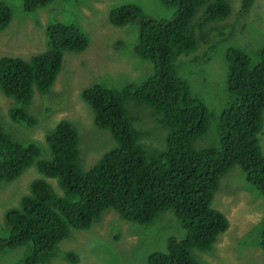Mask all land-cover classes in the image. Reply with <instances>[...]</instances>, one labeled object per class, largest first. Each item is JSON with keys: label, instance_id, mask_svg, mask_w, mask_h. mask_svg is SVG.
<instances>
[{"label": "trees", "instance_id": "16d2710c", "mask_svg": "<svg viewBox=\"0 0 264 264\" xmlns=\"http://www.w3.org/2000/svg\"><path fill=\"white\" fill-rule=\"evenodd\" d=\"M48 1L23 0V7L29 11ZM205 1L161 0L176 6L168 19L142 16L131 3L110 10L111 24L136 26L133 50L150 62L151 70L139 83L119 89L94 83L82 91L93 111L94 125L107 129L115 141L88 168L79 166L78 135L68 120L57 121L46 133L53 157L37 162V169L54 178L61 192L56 194L48 183L35 179L29 194L20 198L19 207L4 213L7 234L0 237V253L26 247L14 264L47 262L70 229L89 228L107 208L119 218L139 224L150 223L170 210L185 234L180 239L168 237L164 251L148 253L147 264H199L191 249H208L227 227L223 213L210 206L219 176L236 164L264 197V156L257 143L264 110V46L256 51L255 61L236 48L226 50L225 84L231 100L219 115L220 148L192 146L206 132L209 113L176 73L175 59L194 49L195 29L226 16L224 0ZM202 5L198 22L192 24L196 8ZM9 18L8 6L0 2V29ZM46 39V49L27 59L0 57V92L12 101L7 116L14 122L35 123L27 110L33 93L47 92L61 68L64 52H81L88 44L73 24H50ZM129 101L148 106L152 123L166 129L163 149H146L128 114ZM38 155L34 143L7 135L0 124V180L14 178ZM259 237L264 249V221ZM62 257L77 261L70 251Z\"/></svg>", "mask_w": 264, "mask_h": 264}, {"label": "rangeland", "instance_id": "374dc122", "mask_svg": "<svg viewBox=\"0 0 264 264\" xmlns=\"http://www.w3.org/2000/svg\"><path fill=\"white\" fill-rule=\"evenodd\" d=\"M224 1L228 6L226 16L207 21L202 32L195 29L194 49L175 59L176 73L187 83L191 96L209 113L207 130L193 141L194 148H220L219 115L231 100L225 84L226 50L236 48L255 61L256 51L264 46V0ZM0 2L7 4L11 11L8 25L0 30V57L10 55L27 59L45 50L46 29L50 24H73L88 39L83 51L64 52L61 68L45 94L33 93L28 107L35 118L33 126L8 118L7 109L12 101L0 92V124L6 134L21 142L35 143L40 151V155L17 176L0 180V237H5L4 212L19 206L20 198L29 194L33 180L42 179L54 193L61 192L54 178L37 169V162L53 157L44 133L57 121L68 120L78 135L79 166L83 170L88 168L104 151L113 147L115 141L107 129L94 125L92 109L81 97L82 91L94 83L113 89L139 83L151 70L150 62L133 50L136 26L111 24L110 10L131 3L140 9L142 16L168 19L175 13L176 6L166 5L161 0H51L27 11L23 8V0ZM203 5L196 8L192 24L198 22ZM134 104L129 101L127 111L141 134L140 140L149 152L163 149L166 129L157 122L152 123L148 106ZM257 143L264 156V110ZM210 206L225 215L228 225L208 249H191L197 262L264 264V251L259 244L264 197L246 181L238 165L219 176ZM102 214L87 229H70L69 235L56 244L53 255L43 264H147L148 253L164 251L168 237L180 239L185 234L170 210L147 224L119 218L110 208ZM65 251L75 254L77 261L63 259ZM5 252L0 253V264H14L26 252V247Z\"/></svg>", "mask_w": 264, "mask_h": 264}, {"label": "clouds", "instance_id": "9594fccd", "mask_svg": "<svg viewBox=\"0 0 264 264\" xmlns=\"http://www.w3.org/2000/svg\"><path fill=\"white\" fill-rule=\"evenodd\" d=\"M6 5H7V4H6ZM22 5H23V4H22ZM7 6H8V5H7ZM8 8H9V6H8ZM23 8H24V7H23ZM33 9H34V8H33ZM33 9H32V10H33ZM9 11H10V8H9ZM29 11H30V10H29ZM10 17H11V11H10ZM9 21H10V18H9ZM9 21H8V23H9ZM8 23H7V25H8ZM7 25H6V26H7ZM6 26H5V27H6ZM5 27H4V28H5ZM4 28H3V29H4ZM0 30H2V29H0ZM6 56H10V55H6ZM19 57H20V56H19ZM21 58H22V57H21ZM88 88H89V87H88ZM86 89H87V88H86ZM37 93H38V92H37ZM81 97H82V93H81ZM82 98H83V97H82ZM31 99H32V98H31ZM30 103H31V101H30ZM88 105H89V104H88ZM89 106H90V105H89ZM27 110H28V109H27ZM28 112H29V111H28ZM92 113H93V111H92ZM34 119H35V118H34ZM18 123H21V122H18ZM22 124H23V123H22ZM34 124H35V123H34ZM34 124H33V125H34ZM24 125H25V124H24ZM33 125H31V126H33ZM48 131H49V130H48ZM48 131H46V132L44 133V137L46 136V133H47ZM45 141H46V138H45ZM46 143H47V141H46ZM34 144H35V143H34ZM35 145H36V144H35ZM47 145H48V143H47ZM36 146H37V145H36ZM37 147H38V146H37ZM18 207H19V206H18ZM18 207H15V208H18ZM6 211H7V210H6ZM6 211H5V212H6ZM5 212H4V213H5ZM220 212H221V211H220ZM221 213H222V212H221ZM223 215H224V214H223ZM224 216H225V215H224ZM225 218H226V217H225ZM3 220H4V215H3ZM226 220H227V219H226ZM227 225H228V222H227ZM6 234H7V232H6ZM219 234H220V233H219ZM219 234H218V235H219ZM218 235H217V236H218ZM217 236H216V237H217ZM215 239H216V238H215ZM213 242H214V241H213ZM261 249H262V248H261ZM262 250L264 251V249H262Z\"/></svg>", "mask_w": 264, "mask_h": 264}]
</instances>
